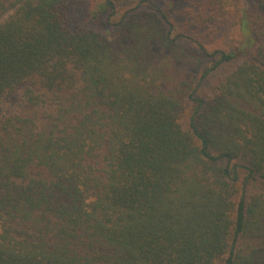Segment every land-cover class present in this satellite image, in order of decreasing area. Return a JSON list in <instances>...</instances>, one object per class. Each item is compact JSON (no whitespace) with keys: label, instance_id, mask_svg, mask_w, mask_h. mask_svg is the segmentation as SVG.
Here are the masks:
<instances>
[{"label":"trees","instance_id":"16d2710c","mask_svg":"<svg viewBox=\"0 0 264 264\" xmlns=\"http://www.w3.org/2000/svg\"><path fill=\"white\" fill-rule=\"evenodd\" d=\"M78 1L0 0V114L31 110L0 115V264H264V0H179L236 29L212 53L174 2L100 0L88 28ZM181 43L173 80L153 57Z\"/></svg>","mask_w":264,"mask_h":264},{"label":"rangeland","instance_id":"374dc122","mask_svg":"<svg viewBox=\"0 0 264 264\" xmlns=\"http://www.w3.org/2000/svg\"><path fill=\"white\" fill-rule=\"evenodd\" d=\"M100 0H79L78 6L76 10H74V20L75 23L82 26H87L88 28L91 27V25L88 23V12L92 9L93 6H95ZM238 6H242L244 4V0H237ZM150 3L154 4L157 8L160 10H166L169 8V5L174 2V8L171 10V20H172V34H183L186 37L193 38L195 40H199L202 42L207 50L212 53L216 50H226L230 47L232 42L236 38V29L233 26H221L218 27L216 35H205L206 31H197L193 29L192 27L185 28L184 24L187 22V18L184 17L183 10L188 7V5L185 2L179 1V0H149ZM147 9H151L149 5H147ZM119 15L117 16L118 20ZM96 30L101 31L104 30L103 27L97 28ZM185 44V43H181ZM180 45L179 47L183 48L182 50H177V53L173 51V49L170 50H162L157 51V55H154L153 59L156 63L159 65L166 64L169 69V73H172L173 80L179 79V78H187L189 75L188 72L185 71L187 64L186 61L189 63H194L199 56L196 54V50L192 49L190 47H187L184 45ZM157 48V47H155ZM158 49V48H157ZM156 50V49H155ZM179 55L181 56V59L177 62L173 63L171 65V62H173V57ZM199 60V59H198ZM185 61V62H184ZM216 57H213L211 59L203 58L202 61H199L200 69L202 67H211L215 64ZM234 67V65H223L220 66L218 69L214 71V73L211 75L209 80L205 83V89L207 90L210 84H212L217 78L223 76L227 71L231 70ZM179 77V78H178ZM193 105L188 104L187 108L185 109L182 121L184 125L187 124V121L191 115ZM31 110L22 103L20 97L18 95L11 96L9 100L7 101L6 105L2 109V113H12V114H18V115H24ZM1 113V114H2ZM0 114V115H1ZM256 192V187H252L249 189L250 194H254Z\"/></svg>","mask_w":264,"mask_h":264}]
</instances>
